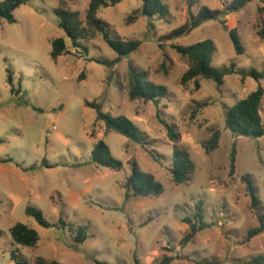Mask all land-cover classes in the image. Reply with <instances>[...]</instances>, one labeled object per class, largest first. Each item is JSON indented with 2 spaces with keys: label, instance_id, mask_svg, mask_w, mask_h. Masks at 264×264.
<instances>
[{
  "label": "rangeland",
  "instance_id": "rangeland-1",
  "mask_svg": "<svg viewBox=\"0 0 264 264\" xmlns=\"http://www.w3.org/2000/svg\"><path fill=\"white\" fill-rule=\"evenodd\" d=\"M232 1L196 0L188 8L182 0H163L165 18L139 17L131 24L128 18L142 6L138 0L101 8L97 17L112 34L141 42L137 52L111 71L94 61L116 58L102 37L82 43L87 54L72 48L53 13L58 0H30L15 10L16 23L0 20V264H14L12 257L18 255L30 264L37 258L59 264H135V259L156 264L162 256L180 257L172 264H253L264 258V234L246 241L258 222L241 180L252 176L264 214V137L232 138L225 126V109L258 84L264 88V78L233 75L225 77L220 88L201 79L198 90L193 82L184 87L180 81L188 64L172 49L209 40L215 47L214 69L235 64L264 74V40L257 36L264 24V0H251L239 11L203 22L188 35L159 42L202 6L222 11ZM88 4L89 0H75L69 7L84 21ZM233 29L243 54L233 49ZM56 38L64 39L69 54L53 62L50 42ZM129 64L145 73L148 82L165 87L167 96L158 104L130 101ZM8 70L16 93L7 82ZM86 103L101 104L103 114L128 118L145 135V145L116 133L104 136L103 122H96V112ZM260 117L264 124V100ZM158 118L176 128L178 145L190 152L195 170L186 185L171 180L172 144ZM213 131L220 133L219 147L206 155L203 143ZM99 140L122 163L120 171L91 162ZM233 147L235 173L230 177ZM132 161L163 187L161 196L125 200L123 185ZM198 203L209 227L182 249L179 244L188 231L183 220H193ZM27 207L41 211L52 227H40L25 214ZM61 212L65 227L59 223ZM17 223L37 232L35 249L12 244L8 231ZM77 226L87 229L89 238L83 244L74 241Z\"/></svg>",
  "mask_w": 264,
  "mask_h": 264
},
{
  "label": "trees",
  "instance_id": "trees-1",
  "mask_svg": "<svg viewBox=\"0 0 264 264\" xmlns=\"http://www.w3.org/2000/svg\"><path fill=\"white\" fill-rule=\"evenodd\" d=\"M30 0H5L0 3V20H5L10 24L16 23L14 12L19 7L26 5ZM75 0H58V7L53 10L54 15L58 20V27L64 32L66 38L70 41L73 49H80L87 54V49L83 46V42L92 41L97 37H102L107 46L116 54L113 61H106L94 59L98 64L103 65L108 71H111L117 64L124 58L130 57L138 51L141 46L140 41H125L115 34H112L109 25L97 17V13L101 8H107L119 4L122 0H89L88 8L86 10L85 19H80L79 12L72 11L70 4ZM141 2V9L134 11L133 16L128 18L127 23L131 24L133 20H138L139 17L160 19L168 15L167 6L163 0H138ZM188 8H191L196 0H182ZM251 0H233L228 6L224 7L222 11L211 10L202 6L196 15L189 14V19L179 28L171 30L160 38L159 42H171L188 35L193 29L197 28L205 21L217 20L220 16H226L230 12H235L243 9ZM221 24L225 25L226 22L222 21ZM257 36L264 40V24L258 29ZM229 37L236 54H243L244 49L241 45L240 39L236 30L229 31ZM51 53L50 57L53 62L66 54H69L67 45L63 38H56L51 40ZM162 49V45H159ZM172 49L182 58L186 59L188 64L187 71L181 78V86H187L193 82L196 90L199 89L198 80L211 81L217 88L223 85L224 78L228 76L238 75L242 78L251 76L256 81L264 78V74L258 73L256 70L246 72L240 70L235 64H230L229 67L222 70L214 69L211 66L213 55L215 53L214 44L209 41H201L196 44L181 47L172 46ZM82 74L78 81L82 80ZM128 85L126 87L127 97L130 101L140 100L145 103L158 104L161 99L167 96V89L160 85H154L147 81L145 73H140L132 66L128 65ZM7 82L11 87V92L16 93L13 88L11 72L7 71ZM264 100V88L258 84L255 91L250 93L246 98L236 102L232 107L225 109V126L229 131L232 138L242 137L248 139H260L264 137V124L260 117V106ZM88 107L96 112V122L102 121L104 124V136L111 133L119 134L125 137L129 142L136 145H145V135L141 133L138 128L126 117L119 116L113 117L110 114H103L101 112V104L86 103ZM194 112L192 113V117ZM160 124L166 131L167 138L172 144V167L170 169L171 180L175 185H186L192 180L194 174V164L188 149L178 145L180 141V134L176 128L158 118ZM220 133L213 131L210 138L203 143V150L206 155L212 154L219 147ZM235 149H231L229 156V176L232 177L235 173ZM91 162L101 168L111 171H120L122 163L113 159L110 155V150L103 140H99L92 152ZM42 166L45 168H52L48 163L43 162ZM34 167L31 168L33 170ZM242 182L245 185L246 195L249 199L250 209L256 215L258 226L248 231L246 241L264 234V214H262V206L258 197V190L255 187L251 175L242 177ZM125 191V200L131 198H158L163 193V187L155 181L151 174L142 172L137 166L136 162L130 163V174L127 176L123 185ZM201 204L198 203L195 207L196 212L193 220L185 218L183 223L188 226L187 233L180 241V248L184 249L195 236L203 229L209 227L203 221ZM25 214L32 217L36 223L42 228L52 227L45 221L41 211L27 207ZM64 213H60L59 223L65 227L62 217ZM73 231V230H72ZM71 231V232H72ZM9 235L12 244L17 247H25L35 249L39 242L37 232L27 226L17 223L9 229ZM74 233L75 242L83 244L88 238V232L85 227L77 226ZM180 260V257H167L162 258L156 264H172L173 261ZM14 264H30L26 258L18 255L12 257ZM35 264H59L56 262H44L41 258L35 260ZM103 264V263H97ZM135 264L140 262L135 259ZM206 264H218L217 262ZM253 264H264V258H257Z\"/></svg>",
  "mask_w": 264,
  "mask_h": 264
}]
</instances>
